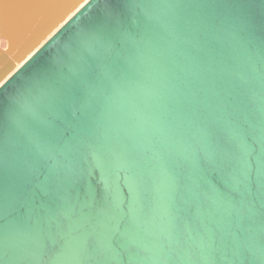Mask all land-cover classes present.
<instances>
[{"label": "water", "instance_id": "1", "mask_svg": "<svg viewBox=\"0 0 264 264\" xmlns=\"http://www.w3.org/2000/svg\"><path fill=\"white\" fill-rule=\"evenodd\" d=\"M10 1L26 0H0V23ZM261 8L252 7L257 18ZM188 11L176 0H90L0 87L2 223L17 264L48 261V230L62 211L92 213L103 231L124 221L130 253L117 243L107 264H247L243 250L260 255L264 208L251 197L264 155V32L241 34L225 17L209 28L210 51L197 31L176 28ZM41 16L20 18L25 32L0 74L48 26ZM179 99L211 127L188 120ZM167 152L183 165L182 199L169 186L176 170L162 165ZM233 159L243 169L226 168ZM60 192L70 197L63 210L53 204ZM66 230L78 245L81 230Z\"/></svg>", "mask_w": 264, "mask_h": 264}, {"label": "snow or ice", "instance_id": "2", "mask_svg": "<svg viewBox=\"0 0 264 264\" xmlns=\"http://www.w3.org/2000/svg\"><path fill=\"white\" fill-rule=\"evenodd\" d=\"M177 4L185 5L189 11L176 19V28L184 30L186 26L197 31L200 36V43L210 51H216V43L210 38L209 28L218 21H222L225 17L233 19L239 32L241 34H253L257 27L264 32V8H261L259 17L252 11V7L259 2L264 5V0H176ZM193 51L192 48H188ZM203 63H208L207 58H201ZM2 67V65H0ZM211 71V68H209ZM196 82L187 80L183 82V88L186 91H191L195 94ZM185 94L181 93L180 96ZM175 108L182 113L187 114L188 120L191 122H198L201 120L209 121L211 127V118L205 112L200 111L190 101L184 99L176 100ZM244 161L229 160L225 162L226 168L243 169ZM162 165L165 170L172 168L175 175L170 183V190L174 197L182 199L184 195L183 177L179 171L182 168L180 158L173 152H167L162 159ZM260 174L261 181L257 193L252 194V199H259L262 208H264V155L260 159ZM151 182V176H145V183ZM230 195V194H229ZM7 197V190L5 187V161L2 144V132H0V264H17L18 257L13 248L7 243L5 228L2 223L4 219L5 200ZM70 197H66L63 192H60L54 199L53 204L60 209H64L69 203ZM190 205H186L184 215L190 212ZM44 214L41 210L37 216V223H39L40 215ZM264 217V211L261 213ZM67 227L73 229L79 228L81 230L78 245L72 244L73 231L69 233ZM104 225L100 218L92 213L83 216L69 215L62 211L55 216L51 228L48 230L47 240L49 241L47 247L52 255L49 256L48 261H43L42 264H51V261L56 259H64L71 264H107V253L114 245L119 243L127 248L124 244L127 235V227L124 221L120 218L116 227L108 231H103ZM71 237L69 239L68 237ZM57 253H60L59 255ZM241 255L244 257L247 264H264V245H261L260 255L253 256L251 260L248 259L246 250H243Z\"/></svg>", "mask_w": 264, "mask_h": 264}, {"label": "bare ground", "instance_id": "3", "mask_svg": "<svg viewBox=\"0 0 264 264\" xmlns=\"http://www.w3.org/2000/svg\"><path fill=\"white\" fill-rule=\"evenodd\" d=\"M90 0H26L10 1L5 6L4 21L0 23V65H4L9 55L16 49L13 40L25 32L23 19L41 14L48 26L15 60L0 74V87L17 72L56 32L68 22ZM19 19V20H18Z\"/></svg>", "mask_w": 264, "mask_h": 264}]
</instances>
